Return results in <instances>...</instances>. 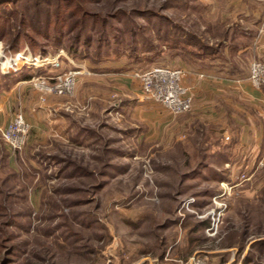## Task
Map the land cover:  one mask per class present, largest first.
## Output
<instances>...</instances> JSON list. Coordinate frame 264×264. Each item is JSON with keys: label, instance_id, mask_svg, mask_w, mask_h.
Returning <instances> with one entry per match:
<instances>
[{"label": "rangeland", "instance_id": "rangeland-1", "mask_svg": "<svg viewBox=\"0 0 264 264\" xmlns=\"http://www.w3.org/2000/svg\"><path fill=\"white\" fill-rule=\"evenodd\" d=\"M248 1L75 0L68 26H80L81 12L96 22H88L90 42L76 58L66 52L71 37L55 43L53 25L43 35L58 0L0 7L4 56L64 54L57 70L39 74L44 68L0 65V96L18 100L10 91L27 73H78L71 95L44 102L31 83L27 117L41 131L33 137L30 124L20 152L0 134V240L13 248L12 264H264V85L256 98L218 92L212 121L185 131L166 125L171 117L143 97L134 113L137 92L116 85L133 72L185 67L177 57L186 51L182 33L209 46L197 50L207 56L202 69L247 79L249 64L264 60V20L252 26L239 14L248 4L264 9ZM18 32L37 48L22 38L21 50L10 52ZM17 109L14 101L10 115ZM205 220L215 221L214 232Z\"/></svg>", "mask_w": 264, "mask_h": 264}, {"label": "built area", "instance_id": "built-area-1", "mask_svg": "<svg viewBox=\"0 0 264 264\" xmlns=\"http://www.w3.org/2000/svg\"><path fill=\"white\" fill-rule=\"evenodd\" d=\"M2 66L9 68H51L57 70L60 67V59L63 52L54 56L33 55L28 49L14 55L4 56L0 53ZM19 67V68H20ZM82 70V69H81ZM77 72H63L53 76H37L31 79V83L39 92V100L45 101L46 95L69 96L76 87ZM132 78L138 81L141 95L162 108L169 116L176 118L191 112L194 97L190 88L183 85L185 70L181 67H153L144 72H133ZM247 81L249 85L260 90L264 85V60L254 59L249 64ZM30 131V124L21 113H15L7 124L0 130L1 138L12 152H20L26 145ZM219 197L215 198V204ZM192 200H186L183 206L191 204ZM218 205V204H217ZM214 217V214L211 213ZM218 218V216H217ZM212 220L207 231L214 232L217 228ZM192 264H204L202 261H190Z\"/></svg>", "mask_w": 264, "mask_h": 264}, {"label": "crops", "instance_id": "crops-1", "mask_svg": "<svg viewBox=\"0 0 264 264\" xmlns=\"http://www.w3.org/2000/svg\"><path fill=\"white\" fill-rule=\"evenodd\" d=\"M246 1L249 3L248 0ZM256 1L260 2V6L264 9L263 7L264 5H261L263 1L262 0H256ZM246 9L248 11L244 10L243 12H239V14H241L242 17L245 16V19H242L245 22L247 21L250 23V25L253 26L257 24L258 22H261L264 20V17L262 15L264 13L263 10H262L263 12L259 13L257 10H254L253 8H251L250 4L246 5ZM245 22L239 23V25H244L246 24ZM253 45L254 47L258 46L256 44H253ZM250 47L251 46L248 45L246 46V49ZM181 68L185 70V76L183 78V85L190 88V92H192L193 97H194L193 108L189 114H186L184 116H179L176 118H173L170 116L171 117L169 119L170 121L166 123V125H170L172 124V122H174L172 127L177 126L176 128L177 129L179 128V130L181 131L191 130V127L195 122H201L205 124V122L212 121V117H213V115L211 114L212 111L219 110V108L215 109L216 106H215V103L213 102L215 98L217 97L218 92H240L241 96L245 98L246 97L256 98L261 95L259 94V90H255L249 85L247 79L229 77L225 75L224 73L223 74L219 73L217 69H214V68H210L209 70L202 69V70H196V71L191 70L187 66L185 67L181 66ZM81 69H82L81 73L86 74L85 72L86 68L84 65L82 66ZM46 70H48V68L38 70L37 73L39 74L42 71L46 72ZM30 75L31 74L29 73L25 74V78L17 82V86L14 89L15 91L14 90L10 91V92H16L18 100H16L15 99L16 96H12L11 93L6 94L4 96L3 95L0 96V120L4 119L3 117L4 114L8 116L7 118H10L11 120L15 113H21L24 119L29 124L32 125V129L34 133L33 137H38L41 131V124L36 123L27 117L28 109H30L32 105V102L30 100V96H31L30 94L35 95V92L31 86V81H30L32 77L28 78ZM46 75H49V74H46ZM46 75L43 74L42 76H46ZM118 82L119 83H116V85L118 84V86L121 88V92H137V96H136L137 99H134L135 100L134 113H137L139 108L142 107L141 105L140 106L138 105L139 103L142 102L140 100L142 99V95L139 89L138 81L132 77L120 76ZM14 101L15 103H18V106L20 109H17L14 112V114L10 115V112L12 111V107H14ZM21 109H24V111H22ZM147 114L150 115V113H147ZM149 115H147V117H149ZM6 116H5V119H7ZM10 120H8L6 124L0 127V129L5 128L7 124L10 122Z\"/></svg>", "mask_w": 264, "mask_h": 264}, {"label": "trees", "instance_id": "trees-1", "mask_svg": "<svg viewBox=\"0 0 264 264\" xmlns=\"http://www.w3.org/2000/svg\"><path fill=\"white\" fill-rule=\"evenodd\" d=\"M19 1L21 0H0V7L3 6V5H16L17 3H19ZM48 1H52V0H48ZM75 0H58V3L56 5V12L54 14V20L51 22V21H48L46 23V31H44L45 34L44 37L46 38H49V34L47 31H49V28L52 27L53 25V28L51 29L52 30V38L54 40L55 43L59 42L61 39H66V38H70L71 37V40H69V43H68V46H67V49H66V52L70 55V57H74L76 58V56L79 54L80 52V49L83 47H86V43L89 44L90 42V37H87V33H86V27L88 25V22L89 21H92L94 23L95 20H92V19H88L89 18V14H85V13H82L79 14L81 17H80V20L78 21V23H80V26H77V28H75L74 25L72 26H68V18H69V14L67 13V11L69 9H72V7H74L75 5ZM45 3H49V2H45ZM15 7V6H14ZM77 13H75L76 15ZM88 16V17H87ZM92 17L94 19H96L95 15H92ZM66 18L68 20H66ZM98 18V17H97ZM5 22V20H4ZM23 23V22H22ZM1 27V25H0ZM3 27V26H2ZM67 27V29H66ZM74 27V28H72ZM233 29V28H232ZM232 29H227L225 32L227 33V35L229 34L230 31H236V28H234L233 30ZM2 32H0V38H4L6 36L5 32L3 30H0ZM25 33V34H24ZM179 35H181V31L179 29ZM68 35V36H67ZM188 36V37H187ZM115 38V36H113ZM22 38H25L27 39L30 44V48L32 50H34L36 47L35 45V42L32 40L30 41L31 39L29 38V36L27 35V32H23L22 34L21 33H17L14 35L13 39L11 40V42L9 43V45L7 46V49L12 52V53H16V52H19L21 50V47H22ZM193 37L189 34H186V35H183L182 33V36L180 37V41L181 42H184V46H180V49H185L186 51L183 52V55L182 53H178V56L179 59H182L184 64L190 68L191 70L193 71H196V70H202V63L207 60V56H204L201 52H197V50H208L210 51V48H208L209 46H202L200 45V43H195L192 39ZM184 39V40H183ZM1 40V39H0ZM3 41V40H2ZM247 45H244V47L246 48ZM223 47L222 46V43L220 45V48ZM188 49H191V50H188ZM194 49V50H192ZM57 50H55L56 52ZM149 52H153V50H150ZM44 55H46L48 52H46V50H43L42 52ZM187 55H186V54ZM213 56H216L213 54ZM212 56V57H213ZM215 58H213L214 60ZM204 60V61H203ZM206 67V66H204ZM210 68H213V67H210ZM38 71V70H37ZM46 75V74H44ZM33 75L31 74L28 78H31ZM15 153H18V152H15ZM202 225H204L205 228H208L210 223L208 220H205ZM8 240V239H7ZM5 241L6 240H0V264H12V259L9 258L11 256H13V248L12 249H8L6 248L5 246ZM9 241V240H8ZM261 244H264V242H262ZM7 256V258H6ZM164 259V252L161 253L160 255H158V260L161 262L162 260Z\"/></svg>", "mask_w": 264, "mask_h": 264}]
</instances>
